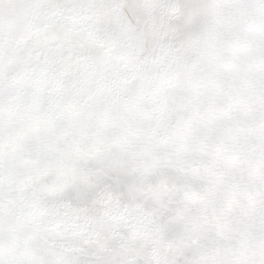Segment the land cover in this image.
Returning a JSON list of instances; mask_svg holds the SVG:
<instances>
[{
    "label": "snow or ice",
    "instance_id": "6c2138e0",
    "mask_svg": "<svg viewBox=\"0 0 264 264\" xmlns=\"http://www.w3.org/2000/svg\"><path fill=\"white\" fill-rule=\"evenodd\" d=\"M0 264H264V0H0Z\"/></svg>",
    "mask_w": 264,
    "mask_h": 264
}]
</instances>
